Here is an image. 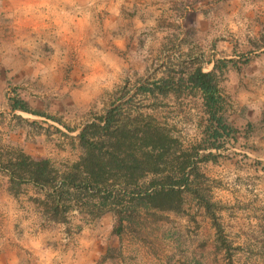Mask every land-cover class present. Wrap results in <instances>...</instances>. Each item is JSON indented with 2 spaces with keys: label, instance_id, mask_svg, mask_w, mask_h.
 <instances>
[{
  "label": "rangeland",
  "instance_id": "rangeland-1",
  "mask_svg": "<svg viewBox=\"0 0 264 264\" xmlns=\"http://www.w3.org/2000/svg\"><path fill=\"white\" fill-rule=\"evenodd\" d=\"M150 1L154 12L149 14L167 15L164 19L176 21L170 22L166 36L151 38L144 47L141 70H133L125 54L119 55L120 62L115 56L109 59L103 76L102 69L77 70L80 80L75 84L70 79L74 70L67 69L62 96L57 85L42 82L46 72L28 79L25 70L3 71L6 78L0 77V95L29 98L30 108L38 113H22L18 124L47 136L48 159L63 171L84 153L77 140L83 127L113 105L124 104L134 115L154 116L189 147L201 139L206 119L202 96L185 88L169 96L159 92L146 96L139 88L162 79L178 82L196 64L223 61L221 87L230 97L228 117L239 131L237 141L222 151L217 161L200 164L201 174L194 178L193 187L203 199L188 193L179 213L133 206L123 222L114 212L99 219L72 212L68 223H54L31 201L34 191L24 188L20 197L13 196L26 222L20 234L27 231L29 235L25 237L29 248L22 250L19 264H48L49 252L59 254L51 264H86L91 260L95 264H143L148 257L158 264H264V108L234 109L236 100H264V50H260L264 48V7L251 5V0ZM197 15L207 19L203 22L210 34L206 48L200 46V36L191 37L186 31V38L181 37L187 24L189 29L201 31L200 21L197 27L191 26L194 21L196 25ZM183 17L188 22L181 23V28L177 19ZM204 67L205 72L211 71L210 64ZM87 76L91 77L89 87L83 84ZM45 105L51 110L42 113ZM1 138L4 148H20L10 138Z\"/></svg>",
  "mask_w": 264,
  "mask_h": 264
},
{
  "label": "trees",
  "instance_id": "trees-1",
  "mask_svg": "<svg viewBox=\"0 0 264 264\" xmlns=\"http://www.w3.org/2000/svg\"><path fill=\"white\" fill-rule=\"evenodd\" d=\"M225 67L220 61L210 72L198 67L178 82L162 79L139 88L146 96L197 91L206 114L200 141L186 147L154 116L113 105L83 127L77 140L84 153L64 171L50 159L37 160L22 148L0 145V170L9 178L10 193L18 198L24 188L32 189L30 199L44 217L64 224L72 212L96 219L114 212L123 222L133 206L179 213L188 193L201 201L193 187L200 164L217 161L239 133L230 123V97L221 87ZM12 107L38 114L22 99H14Z\"/></svg>",
  "mask_w": 264,
  "mask_h": 264
},
{
  "label": "crops",
  "instance_id": "crops-1",
  "mask_svg": "<svg viewBox=\"0 0 264 264\" xmlns=\"http://www.w3.org/2000/svg\"><path fill=\"white\" fill-rule=\"evenodd\" d=\"M140 1H98L96 6L91 8L82 2L77 3V6L84 11L92 13V19L82 31L74 25H69L68 32H62V26L55 22L54 16H49L48 19L40 18L39 12L36 11L38 0H11L10 3L0 1V77L6 78L5 75L3 76L5 70H25L28 71L26 73L28 79H36L39 77V71H43L47 75L42 74V82L47 86L57 85L58 94L62 96L65 91L62 88L67 85V69L74 70L70 78L71 83L80 80L76 76L77 70L102 69L103 76L106 73V62L114 56L120 62L119 55L125 54L130 65L134 66L133 70H141L144 63V47L149 45L151 38L161 39L162 36H166L170 30V22L176 20L164 19L168 17L167 15L149 14L154 12L151 1ZM251 5L264 7V0H251ZM57 8H63L74 14L76 12V8L70 4L60 3ZM40 12L47 14L48 9H40ZM194 18L197 23L194 25L195 21L191 20L194 21L191 26L197 27L200 21L203 27V22H207L204 15H197ZM177 20L181 28L188 22L184 17ZM189 26L187 24L183 32L187 31L192 35L191 37L200 36L203 39L200 46L206 48L210 38L208 28L203 27L199 31L194 27L189 29ZM187 32L181 37L186 38ZM191 44L195 45V43ZM260 50L263 51L264 48ZM206 64H210L213 70L216 62H201L195 65V69L198 67L203 69ZM90 79L91 77L87 76L83 84L89 87ZM14 99L17 98H10L6 93L4 96L0 95V145H2L1 137H8L13 145L22 148L33 158L48 159L50 146L47 136L21 128L18 119L25 112L13 110ZM22 100L30 102L29 98ZM245 106L252 111L262 110L264 100L255 98L234 102L235 110L237 108L242 110L241 108ZM43 108L42 113L47 109L51 110L47 105ZM56 110L60 111L59 105ZM253 115L255 119L260 116L258 113ZM261 118L264 120L263 116ZM248 119L249 122H253L251 118ZM28 130L31 128L29 127ZM35 141L38 142L37 145L34 144ZM9 187V178L0 170V264H19L23 261L22 250L29 248L25 239L29 235L27 231H23L24 235L20 234L22 227H26V222L23 210L19 208ZM86 264H95V261L91 260ZM143 264L158 263L156 259L148 257L144 259Z\"/></svg>",
  "mask_w": 264,
  "mask_h": 264
},
{
  "label": "clouds",
  "instance_id": "clouds-1",
  "mask_svg": "<svg viewBox=\"0 0 264 264\" xmlns=\"http://www.w3.org/2000/svg\"><path fill=\"white\" fill-rule=\"evenodd\" d=\"M81 2L91 8L96 6L98 0H81ZM60 3L70 4L75 7V14L65 11L63 8H57V5ZM44 8L48 9L47 14L40 12V9ZM36 11L39 12L41 19H48L49 16H54L56 18L55 22L62 26V32H68L69 25H74L82 31L86 26L89 25L92 19V13L90 11H84L77 6V0H38ZM65 21L67 23H64ZM58 255L59 254L57 253L49 252L46 256L48 264H51V261L57 258Z\"/></svg>",
  "mask_w": 264,
  "mask_h": 264
}]
</instances>
